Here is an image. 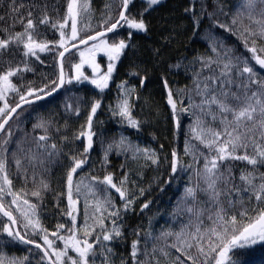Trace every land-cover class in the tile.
I'll return each instance as SVG.
<instances>
[{
  "label": "trees",
  "instance_id": "trees-1",
  "mask_svg": "<svg viewBox=\"0 0 264 264\" xmlns=\"http://www.w3.org/2000/svg\"><path fill=\"white\" fill-rule=\"evenodd\" d=\"M69 2L70 0H15L13 5V0H0V16L4 17V20L0 21V29L22 31L23 28L18 22L13 27L14 20L18 21L31 12L36 22L47 14L49 22L37 24L40 33L37 39L40 42H52L49 44L50 50L37 52L39 60L33 56L24 57L23 45H12L3 55L4 61H11V67L19 66L21 69L11 77L19 92L7 93L6 102L10 107L18 103L19 96L26 95L29 88L44 89L48 92L52 88L51 82H57V56L62 49L59 39L64 29L59 25L67 18ZM92 2L93 8H96L105 5L108 0ZM247 4L248 0H162L159 5L150 8L147 0H133L126 15L139 20L142 14L147 31L131 29L122 22L106 38L110 43L123 39L129 45L123 50L112 80L118 77L117 80L135 87L130 98V113L141 125L133 131H127L124 125L115 122L116 119L107 118L100 125L95 123L93 146L86 154H83L84 149H81L73 156L63 145V140L72 137L80 123L86 125L91 106L96 101H99L100 107L95 116L106 114V117H110L107 114L110 112L109 108L122 97L119 88L113 85L114 81L104 89L66 82L56 95L27 105L15 114L0 136V156L6 161V171L12 184L17 187L22 197L37 205L40 215L48 225L49 233L50 227L57 228L59 224L64 225L63 228L71 234L70 217L64 221L57 217L66 195V187L59 181V176L72 162L71 157L85 159L82 174L87 181L93 183L96 195L105 199L109 196L108 190L112 193L114 189L103 183L104 177L111 175L113 183L122 185L121 181L132 171L131 158L136 141L145 142L151 149L159 151L161 156H168L170 160L173 159L172 153L175 151L177 170L172 171L170 161L161 178L148 187L143 204L152 206L156 214L150 227L146 230L138 227L142 211L146 208L142 207L138 213L125 217L124 228L128 225L134 227L132 233L120 243L126 264H133L131 246L132 242L137 240V259L143 264H192L188 256L195 257L197 264H204L205 256L198 252L197 240H200L207 252L210 242L208 229L218 223V208L226 211V219L235 215L239 222L236 227H241V218L236 212L247 213V201L230 202L229 193L237 184L241 173L252 172L253 166L244 161H225L220 171L227 174L226 169L231 168L233 179H230L228 184L217 182V188L221 191L218 199H213L212 190H204L207 188L204 179L205 158L210 161L216 155V146L208 148L197 136L211 139L207 130L223 131L224 124L221 123L217 105H211L210 109L208 105L202 106L204 113L216 115L215 120L212 114H202L201 108L196 106L201 105L204 95H207L198 94L197 83L200 84L202 92L206 78L219 76L224 63L230 62L233 65L231 75L237 83L241 79L247 83L248 74L241 77L238 71L244 67L243 60L246 57L257 78L264 80V68L252 59V53L244 43L247 34L243 29L250 23L247 18ZM110 5L112 10L108 16L98 18L95 25L85 29V33L89 31L86 36L115 22L121 8V0H111ZM13 7L19 8L18 14L12 12ZM190 7L193 10L186 12L185 9ZM197 19L198 26L195 23ZM233 19H236V24L232 23ZM54 24L56 27L52 26ZM221 24L225 27H219ZM6 35L0 32V38H6ZM81 38L80 36L74 41ZM251 46L249 40V47ZM257 47H264V40H257ZM257 54L264 56V53ZM236 58H240L239 64ZM78 60L77 51H72L64 57L65 77L70 76L72 65ZM205 62L213 63L210 67H204ZM25 64L30 71L24 70ZM8 67L7 63L0 65V71L7 70ZM141 80H144L143 85ZM165 80L168 82L167 88L164 86ZM45 85L48 87L45 88ZM216 86L218 87V84ZM232 88L236 90L235 85ZM168 89H171L177 104L175 118L171 105L167 102ZM251 90L255 91L256 86ZM68 105H71V108ZM77 108L79 114L76 113ZM181 108L188 111H179ZM227 115L231 120V114ZM198 118L200 127L205 130L203 134L197 128ZM176 120H179V127L176 126ZM40 123H44L47 131L45 128L35 127ZM193 128H197V131L194 132ZM41 135L48 137L46 141L39 142L46 146L47 151L37 146L38 137ZM223 139L222 136L221 140ZM53 144L56 145L55 149L51 148ZM248 151L251 154V149ZM237 154H242V150H238ZM16 160L20 161L19 167ZM260 173H264V167L255 170L256 175ZM42 181L48 185L47 189L41 187ZM124 184L123 188L127 186L125 182ZM189 188L194 190V196L187 194L186 190ZM33 191H40L41 196L31 195ZM3 224H7V221L0 215V225ZM18 229L26 239L40 243L39 235L28 233L20 224ZM166 233L171 235H165ZM11 239L6 233L0 232V259L16 253L21 257L20 264H46L37 248L18 241L9 243ZM212 240L219 243L215 236ZM55 243L57 247L60 246L56 240ZM70 252L75 256V253ZM49 253L54 259L52 252ZM230 256L235 264H264V242L233 250ZM207 260L208 264H213L211 256H208ZM64 264L70 262L65 261Z\"/></svg>",
  "mask_w": 264,
  "mask_h": 264
},
{
  "label": "snow or ice",
  "instance_id": "snow-or-ice-1",
  "mask_svg": "<svg viewBox=\"0 0 264 264\" xmlns=\"http://www.w3.org/2000/svg\"><path fill=\"white\" fill-rule=\"evenodd\" d=\"M133 2V0H122L121 2V11L119 12L118 18L114 23H111L110 26L106 27V32H113L121 23H125L131 29H137L141 31H147V26L142 18L139 20L135 18H130L126 15L129 5ZM162 2V0H147L148 6L151 8L152 6H157ZM13 5H15V0H13ZM77 0H70L67 6V18L71 19V37L70 39H75L78 35L77 32ZM87 9V5L84 6V10ZM248 9V20L250 23L246 25L243 29V32L246 33V37H244L245 47L248 48V51L252 53V59L264 68V56L258 55L257 53H264V47H257V40H264V0H248L247 4ZM192 7L186 8L185 11H192ZM12 12L19 13V8L13 7ZM67 18L64 23H61L59 27L61 29L64 28L67 23ZM4 20L3 16H0V21ZM26 20V23H25ZM19 23L23 30L12 32L11 29L5 28L0 29V32L6 33V38H0V65L7 63L9 67L7 70L0 71V100H5V97L8 92H19L18 87L12 82L11 77L15 76L21 69L19 66L11 67V61H4L3 55L11 48L12 45H23V56H33L36 57L37 60L40 59L37 52H45L50 50L49 44L52 43L50 41L40 42L37 37L40 33L37 30V24H47L49 22V17L47 14L43 16L42 19L34 22L33 16L31 12L27 13L26 17H21L18 21L14 20L13 27L15 23ZM107 23V22H105ZM198 26L199 20L195 21ZM233 24H236V19L232 20ZM56 27V25H52ZM255 26V27H253ZM219 27H225V25H219ZM231 30V29H229ZM104 32H98L95 36H88L87 40H80V43L86 44L88 40H96L100 37L104 36ZM64 32L61 31L60 36L61 39L59 44L61 46L64 45ZM129 36H131V32H129ZM249 40L251 41V47H249ZM75 46V45H74ZM129 47L125 40L121 39L118 43L108 44L107 41L101 40L100 45H93L92 49H89V52H92L96 49L107 51L110 59L116 60L119 59L120 54L123 52L125 48ZM68 51L67 48H64V52ZM64 52H60L59 55L61 57L64 56ZM81 56H84V53H81ZM237 59V64L240 63V58ZM43 61H41L42 63ZM82 63L84 61L82 60ZM213 62H205L204 67H210V64ZM244 67L242 69H238L240 76L242 77L244 74L247 75V83L241 79L239 83H237L236 79L232 77L231 73L233 70V65L229 63H224L223 67L220 70L219 76H210L207 77L203 82V91H200V84L197 83V90L199 95H204V99L201 101V105H197L196 107L201 108L202 114H212L213 120L216 119V115L214 113H204L203 105H208L209 109L211 105H217L218 110L221 114V123L224 124L223 131H212L211 129L207 130L208 135H210L211 139H205L202 135H198V139H202V142L206 143L208 148H212L214 145L216 155L212 157L209 161L205 158L204 164V179L207 183V188L205 191L212 190L211 196L213 199H218L221 194V191L217 188V182L222 181L225 184H228L230 179H233L231 173L232 169L227 168L225 172L220 171L221 165L225 161H244L247 162L248 165L253 166L252 172L241 173L240 179L245 182L247 187L236 188L233 186L230 191H244L251 192L252 196L255 197L256 200L264 201V173L259 174V184L255 183L257 176L255 174V170L258 167H264V80L257 78V74L255 73L253 67L249 66L248 59L245 57L243 60ZM81 65H76L77 72H79ZM24 70L30 71L31 69L27 68L25 64ZM113 71V65H109L108 74L102 76L99 80H92V83L95 84L98 88L107 87L108 80ZM79 79V76L76 77ZM86 79V78H85ZM211 81V83H209ZM69 83L71 81H68ZM65 83L63 72H61L59 83L56 81H52L51 92H46L44 89H32L29 88L26 95H20L19 99L24 104H30L32 101L28 99V97L35 96L36 100L43 99L44 96H50L52 93L56 92L58 88L62 87ZM141 85L144 84V80L140 81ZM218 84V87L216 86ZM235 85V89L233 90L232 86ZM165 88L168 87L167 80L164 81ZM256 86V90L252 91V87ZM48 85H45L47 88ZM134 91V90H129ZM43 93V96L37 94ZM168 104L171 105L173 117L175 118L177 115V104L173 99V93L171 89H168ZM21 104L17 103L15 107H10L5 101L4 107H0V116L4 117L2 123H0V131H3L5 125L8 123V119L11 118V114L16 111L17 108H20ZM71 108V105H68ZM100 107L99 101H96L91 106L90 114L87 117L86 121V131H82L79 136L76 138L79 139L82 136L87 137V146L84 148V153L86 154L89 149L93 146V136L95 133L92 131L93 124V116L95 115L97 109ZM7 110V111H6ZM179 111L187 112L188 109L181 108ZM76 113L79 114V109H76ZM231 114V120L228 119L227 114ZM119 115L122 117H126L128 123L132 127H138V121L132 119L130 108L127 100L120 106ZM176 126L179 127V120H176ZM35 127L45 128L44 123H40ZM84 127V126H82ZM197 128L200 129V133L203 134L205 130L200 127V121L198 118ZM197 128H193L194 132L197 131ZM45 131L47 129L45 128ZM10 135V133H9ZM224 137L221 140V137ZM48 139L47 135H41L38 137L37 146L39 148H45L46 146L41 141H46ZM123 142V138L122 141ZM7 143V141H5ZM161 147H163L161 145ZM51 148L55 149L56 145H51ZM249 149H251V154H249ZM238 150H242V154H237ZM137 152L141 151L140 149H136ZM144 153H149L148 149L143 150ZM187 151V149H186ZM51 155V153H49ZM173 161H172V171L175 172L177 170V159L176 153L173 151L172 153ZM155 152H151L148 156L149 159H152L153 163H156ZM73 162V166L67 173V184H68V200L69 204L73 205L75 201L72 200V179L73 174L76 172L78 168H80L86 161L85 159H78L76 157H71ZM16 164L19 167L20 161L16 160ZM0 173L3 174V185H0V194L5 193V187L8 188V195H11L13 199L11 200V205H16L17 209L20 210V201L22 197L19 193H15L11 191L12 181L8 177V173L6 171V161L0 159ZM199 175V174H198ZM127 180V176L124 177V180L121 181L123 185ZM103 183L110 185L112 188L119 193L121 199L125 200L124 209L127 210L131 204L132 200H128L126 198L125 192L122 191L120 187H117L115 183H113V178L111 175H107L103 179ZM41 187L47 189L48 185L41 182ZM77 191H79V186H77ZM188 195L194 196V190L189 188L186 190ZM143 190H141V194ZM31 195L40 197V191H33ZM251 198V197H250ZM25 205H28V210L23 211L24 217L27 219L28 223L25 224V228L31 225L34 229L40 228L41 231H46L40 227L39 221L33 220L29 213L35 215V210L37 205L30 204L28 200H23ZM143 208H147L148 204H144ZM191 211V209H189ZM0 213L3 216L8 218L10 223L0 225V232L6 233L7 237L12 238L9 243L13 241H18L27 244H35L37 248H43L44 256L48 257L49 260L52 257L49 255L48 249H51L55 254V261L53 264H64V260L62 258L66 257L70 264H95L98 253L96 252L95 246H99L101 251L99 252V256L102 257V264H111L109 260L110 255H114L112 247H110L105 242H118L123 237V232L121 230L122 226L117 224V220L120 219V212L116 210L110 213V216L115 217L113 219L112 224L113 227L110 231H105L102 235H97L95 240L90 243L87 239L83 241L76 239L75 233L72 232V229H69V232H72L67 239L65 237L60 236L59 239L65 241L64 249L57 250L53 247V241L48 238V235L45 234L42 239L44 244L47 245V248H44L43 245L36 243L34 240L25 239V235H22L20 230L14 228L13 226L18 223L17 218L14 216L10 207H6L2 200H0ZM72 215L71 212L68 213ZM242 217H246L248 219V223L243 225L240 228H237L236 225L239 223L237 217L233 215L230 219H226V211L223 208H218L216 211V220L218 223L215 227H211L208 229L210 235L208 237L209 244L207 252H205L203 244L200 243V240H197V250L200 254L205 256L204 264H208L207 257H212L213 264H235V261L230 256V252L236 249H240L248 246L249 244L256 243L258 241L264 242V210H260L258 214L254 218L247 217V213H241ZM75 221V217L73 216V222ZM103 226V225H101ZM231 226V228L229 227ZM59 228H63L64 225H58ZM199 232V229H197ZM53 236L57 235V233H52ZM85 235H91V232H85ZM165 235H171V233H166ZM179 235V234H177ZM215 236L219 243L217 244L212 240V237ZM2 243V242H0ZM139 241L132 242V251L131 257L133 260V264H143L142 261L137 259L138 245ZM71 245L73 250L77 253L76 258L67 255L68 248ZM192 245H189L191 247ZM175 247V245H173ZM214 254V255H213ZM179 259V258H177ZM188 259L192 261V264H197V260L193 256H188ZM0 264H3V261L0 260ZM11 264H15V261L11 262ZM122 264H126L125 261L122 260Z\"/></svg>",
  "mask_w": 264,
  "mask_h": 264
},
{
  "label": "rangeland",
  "instance_id": "rangeland-1",
  "mask_svg": "<svg viewBox=\"0 0 264 264\" xmlns=\"http://www.w3.org/2000/svg\"><path fill=\"white\" fill-rule=\"evenodd\" d=\"M94 1V0H93ZM111 0H108V3H106L103 6L93 8V2L92 0H77V32L78 35L75 39L78 37L84 38L86 35L89 33H85V29L90 28V26H93L97 23L98 18L100 17H105L108 16V14L111 12ZM87 5V9L84 10V6ZM92 31V29H91ZM64 32V39L65 43L62 46L65 47L67 44L72 42L75 39H70L71 37V19L67 18V23L65 24V27L63 29ZM61 39V36H60ZM59 39V41H60ZM101 40L107 41L108 44H112L106 39V37H101L98 40H95L91 44H89L87 47L79 50L77 53L79 55V60L77 63L72 65L71 73L69 77H65L66 82L71 81L75 82L77 84H88L90 86H93L96 89H101L98 88L95 84L92 83V80H99L102 76L108 74V67L109 65H113V71L111 73V76L108 80L107 85L111 84L112 81H114L113 85H116L120 92H121V99L116 101L115 103H112L113 105L111 106L110 112H108V116L106 117V114H103L101 117H96V113L93 116V124H92V131L94 132V124L100 125L102 122L106 121L107 118H112L116 119L117 124H122L127 128V131H133L136 127H132L129 123L126 117H122L119 115V110L121 104L124 102V100L128 101L130 112L132 111V106H131V96L134 94L135 87L132 85H128L125 81H120L115 78H113V73L115 71L116 65L119 62V60L122 57L123 52L120 54L119 59L112 60L109 57V54L107 51H102L96 49V55H91V52H89V49L93 48V45H100ZM118 43V42H117ZM60 45V44H59ZM61 46V45H60ZM84 53V56H81V53ZM82 60L84 63H82ZM81 65L79 72H77L76 65ZM79 76V79L76 77ZM86 78V79H85ZM104 89V88H103ZM129 90H134V91H129ZM6 101L1 100L0 107H4ZM110 106V105H109ZM134 110V109H133ZM7 111V110H6ZM97 112V111H96ZM132 119L139 121L138 119L134 118L131 116ZM3 116H0V121L2 120ZM138 125L140 126L141 123L138 122ZM84 126V127H82ZM139 126L137 128H139ZM86 125L83 123H80L76 132L72 135V137L63 140V145L66 147L68 152L72 154L73 156L80 151L81 149H84L87 146V137L82 136L79 139L76 137L79 136V134L82 131H86ZM133 154L131 158V164H132V171L131 173L127 176V180L125 183L127 186L123 188V185L117 186L122 189V191L125 192L126 198L128 200H132L133 203L131 206L125 210L124 209V204L125 200L121 199L119 193L116 192L114 189V192L110 193L109 196L105 199L99 198L94 190L93 183L90 181H87L82 174V168L84 164L76 170V172L73 174V179H72V200L75 201L73 205L69 204L68 200V184H67V173L73 166V163L70 162L69 166L65 170V172L62 173L61 176H59V181L61 184H64L66 187V195H65V200L63 203V207L59 209L57 213V217L60 218L63 221L65 219L68 220L70 217L71 219V226H72V232L75 233L76 239H79L83 241L84 239H87L90 243H92L97 235H102L105 231H110L113 227L112 221L113 219H116L115 217L110 216V213L119 210L120 212V219L117 220V224L121 225L122 232H123V237L118 241V242H105L107 243L110 247H112L114 255L109 256V260L111 261V264H122V260L125 261V256L122 253L120 243L123 242V239L126 238L128 235L132 233L134 230V227H130L129 225L124 228V219L126 216H132L142 208L144 205V197L146 196L148 192V187L154 185L156 181L161 178L162 173L164 168H166L169 165L170 158L168 156H161L160 152L157 150L151 149L149 146L145 144L143 141H136L133 144ZM136 149H140L141 151L137 152ZM144 149H148L149 153H144ZM155 152V159L156 163L152 162V159H149L148 156L151 154V152ZM0 159L1 156H0ZM242 173H247L242 172ZM241 176V175H240ZM257 179L255 180V183L259 184V175H256ZM3 174L0 173V185H3ZM77 186H79V191H77ZM5 187V193L0 194V199L3 201L5 205L10 204L11 200L13 197L11 195H8V188L6 185ZM236 188H241L243 189L244 187H247L244 181H242L239 177V180L237 184L235 185ZM108 188H112L109 186ZM141 190H143V193L141 194ZM150 190V188H149ZM11 191L18 193L19 190L17 187L12 184L11 185ZM230 196V202H234V200H243L247 201V217L254 218L260 210H264V201H259L256 200L254 196H252L251 192H236V191H231L229 193ZM251 197V198H250ZM31 204V203H30ZM17 212L21 216V224L23 227L25 224L28 223L27 219L23 215V211L28 210V205H25L23 203V200L20 201V210L17 209L16 205H13ZM233 206V205H232ZM71 212L72 215H69L68 213ZM141 212V211H140ZM143 215H141V219H139V225L138 227H142L146 230L147 227H150L153 224V219L156 216L154 213V208L152 206L147 207L143 211ZM31 218L33 220L39 221L40 226L42 225L43 229L46 231H41L43 233V236L45 234L48 235V238L53 241V247L56 248L57 250H62L64 249L65 246V241L59 239L60 236L65 237L67 239L71 234H68V231L65 230L64 228H51L50 233L47 231L46 226L43 224L41 218L39 217V213L37 209L35 210V215H32L29 213ZM236 215L241 218V227L248 223V219L246 217H242L241 213L236 212ZM69 216V217H68ZM73 216L75 217V221L73 222ZM55 223V221H52ZM8 224V223H7ZM59 225V224H58ZM103 225V226H101ZM25 228V227H24ZM137 228V227H136ZM28 233L30 232L29 227L25 228ZM91 232V235L86 236L85 232ZM57 233V235L53 236L52 233ZM32 233V231L30 232ZM35 234V233H34ZM55 240L60 243V246H56ZM261 242V241H258ZM257 243V242H256ZM44 244V241H43ZM62 244V245H61ZM255 244V243H253ZM249 244V245H253ZM45 245V244H44ZM248 245V246H249ZM47 247V245H45ZM96 252L98 253L95 264H102V257L99 256V252L101 251L99 246H95ZM50 252H52L51 249H49ZM72 251L75 253V256L70 252ZM54 256V260L56 259L55 254L52 252ZM68 256H71L73 258H76L77 253L73 250L71 245L68 248L67 252ZM20 259L16 253L10 255L7 258L0 259L3 261V264H11V262L15 261V264H20ZM65 261H68L66 257L62 258ZM70 262V261H68Z\"/></svg>",
  "mask_w": 264,
  "mask_h": 264
},
{
  "label": "water",
  "instance_id": "water-1",
  "mask_svg": "<svg viewBox=\"0 0 264 264\" xmlns=\"http://www.w3.org/2000/svg\"><path fill=\"white\" fill-rule=\"evenodd\" d=\"M121 10H122V9L120 8L119 12H120ZM118 15H119V13H118ZM117 18H118V17H117ZM98 32H104V33H105L104 36H106V35H108V34L110 33V32H106V29H103V30L97 31V32H95V33H93V34H91V35H89V36H95L96 33H98ZM104 36H103V37H104ZM87 37H88V36H87ZM87 37H85V38H83V39H84V40H87ZM100 38H101V37H100ZM98 39H99V38H98ZM81 40H82V39H81ZM96 40H97V39H96ZM93 41H94V40H88L86 44H82V43H80V40H79V41H77V42L71 43V44L67 45L66 47H64V48H67L68 51L64 52V48L60 51V52H64V56L61 57L59 54H58V56H57V66H58V80H57V83H59V78H60L61 72H63L64 80H65V74H64V69H63V59H64V57H65L67 54H69L70 52L74 51L75 49L80 48V47H83V46H85V45H87V44H89V43H91V42H93ZM74 45H75V46H74ZM60 52H59V53H60ZM92 54L95 55V54H96V50H94V51L92 52ZM64 84H65V83H64ZM64 84H63V86H64ZM63 86L60 87V88H58L56 92L52 93V95H50V96H44L43 99H40V100H36V99H35V96H33V97H29L28 99H30V100L32 101V103H30V104H24V103H22L21 101H19L18 103L21 104V107H20V108H17L16 111H15L14 113L11 114V118L8 119V123L11 121V119L15 116V114H16L21 108H23V107H25V106H27V105H31V104H34V103H37V102H40V101L46 100V99H48V98H50V97L56 95L57 93H59V92L62 90ZM48 92H51V90L48 91ZM40 95L43 96V93L40 94ZM16 104H17V103H16ZM16 104H15L14 106H12V107H15ZM3 120H4V118L0 121V123H2ZM8 123L5 125V128H6V126L8 125ZM5 128H4V129H5ZM3 131H4V130H3ZM3 131H0V135L2 134ZM0 215L3 216L2 213H0ZM3 217H4L5 219L8 220L7 217H5V216H3ZM13 227H14V228H17L16 225H14ZM36 243H37V242H36ZM25 244H27V243H25ZM27 245L37 248V247L35 246V244H27ZM37 249L42 253V255H43L44 259H45V262H46L47 264H53V260H52V259L49 260L48 257H45V256H44L43 248H37Z\"/></svg>",
  "mask_w": 264,
  "mask_h": 264
},
{
  "label": "flooded vegetation",
  "instance_id": "flooded-vegetation-1",
  "mask_svg": "<svg viewBox=\"0 0 264 264\" xmlns=\"http://www.w3.org/2000/svg\"><path fill=\"white\" fill-rule=\"evenodd\" d=\"M18 224H19V222H18L16 225H18ZM42 237H43V235L40 236V238H39L40 243H43V239H42Z\"/></svg>",
  "mask_w": 264,
  "mask_h": 264
}]
</instances>
